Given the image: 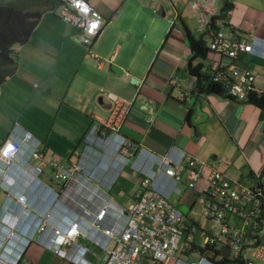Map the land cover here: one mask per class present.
<instances>
[{
    "label": "crops",
    "instance_id": "1",
    "mask_svg": "<svg viewBox=\"0 0 264 264\" xmlns=\"http://www.w3.org/2000/svg\"><path fill=\"white\" fill-rule=\"evenodd\" d=\"M87 1L103 17L101 31L90 46H84L79 30L55 12L61 1L53 0L39 6L40 18L27 40L13 45L11 72L0 83V144L14 124L29 131L40 143L43 172L37 177L42 186L55 190L63 186L51 180L50 163L68 166L76 161L75 151L82 150L88 129L101 127L108 119L109 102L101 97L103 91L114 94L127 108L120 133L132 151L184 152L245 183L261 174L264 117L260 109L226 95L196 91L197 79L188 72L191 50L183 28L207 43L210 35L188 13L187 0ZM226 2L232 8L223 14ZM213 17L226 33L242 36L254 31L264 38L261 0H216ZM220 59L208 49L203 59L193 63L201 62L209 75ZM236 64L249 68L254 84L264 91V59L246 53ZM258 76L263 79L258 81ZM40 159L30 163L36 165ZM112 159L100 148L88 153V167L94 169L96 179H87L86 185L101 195L83 199L86 210L104 195L121 207L132 201L140 176L128 167L116 175ZM207 172L202 170L194 189L182 184L184 196H173L172 201L192 204ZM40 183L34 181L28 195L31 214L45 207L42 196L47 190ZM8 206L15 213L4 224L27 233L32 228L29 212L22 214L23 209L10 204L0 188V215ZM78 242L90 246L82 238ZM90 250L95 254L88 255L91 264H101L102 253L95 247ZM19 264L72 263L33 243Z\"/></svg>",
    "mask_w": 264,
    "mask_h": 264
},
{
    "label": "built area",
    "instance_id": "2",
    "mask_svg": "<svg viewBox=\"0 0 264 264\" xmlns=\"http://www.w3.org/2000/svg\"><path fill=\"white\" fill-rule=\"evenodd\" d=\"M60 1L61 7L55 12L79 30V41L84 46H90L101 31L102 15L87 0ZM215 3L216 0L186 3L188 13L210 35L208 49L221 58L209 72L210 81L223 85L225 93L239 101L246 100L250 92L264 93L254 84L255 75L250 69L236 64L246 53L264 59V38L257 37L254 31L234 36L220 27L213 28ZM101 97L109 102L108 119L101 127L92 125L88 129L82 150L75 151L76 161L68 166L50 163L51 180L63 186L58 190L47 187L48 192L40 195L45 207L33 214L27 209L31 206L28 195L32 183H38L37 176L43 172L40 143L29 131L14 124L0 144V188L10 204L23 209L22 214L29 212L32 219V228L22 232V238L10 223L4 224L15 209H3L0 264H19L33 243L72 264H91L88 255H95L91 247L102 253V264H220L216 262L220 258L228 260V264H264V172L245 183L215 167L208 168L202 160L184 152L168 150L157 154L143 148L132 151L128 139L120 133L126 106L112 93L103 91ZM117 138H121V146L112 143ZM98 148L117 159H112L116 175L128 167L140 176L139 186L126 207L108 195L92 202L88 210L82 203L83 199L101 195L86 185L87 179H96L94 169L88 167V153ZM31 159L40 161L33 165ZM205 168V185L196 193V201L202 205V220H197L183 214L172 197L184 196L182 184L194 189ZM86 192L89 197L84 195ZM78 195L80 199H76ZM80 238L91 247L79 243ZM5 244L12 247L6 250L8 254L3 252Z\"/></svg>",
    "mask_w": 264,
    "mask_h": 264
},
{
    "label": "trees",
    "instance_id": "3",
    "mask_svg": "<svg viewBox=\"0 0 264 264\" xmlns=\"http://www.w3.org/2000/svg\"><path fill=\"white\" fill-rule=\"evenodd\" d=\"M48 3H53V0H0V83L11 72L13 45L27 40L40 18L41 11L39 6L47 5ZM231 8L232 3L226 2L222 7L223 14ZM214 19L215 17H211V26L218 28L219 25H216ZM183 31L191 50L188 72L197 79L196 91L202 94H220L230 97L225 93L223 85L210 81L209 75L202 71L204 66L201 62L193 63L196 59H203L207 54L208 47L205 38L201 36L195 37L186 27L183 28ZM243 102L257 106L260 109L261 117H264L263 92L259 94L250 92ZM263 172L264 168L261 173ZM216 262L228 264V260L221 258L217 259Z\"/></svg>",
    "mask_w": 264,
    "mask_h": 264
},
{
    "label": "rangeland",
    "instance_id": "4",
    "mask_svg": "<svg viewBox=\"0 0 264 264\" xmlns=\"http://www.w3.org/2000/svg\"><path fill=\"white\" fill-rule=\"evenodd\" d=\"M258 81H261L263 79L262 76H258L257 77ZM261 86V82L260 85ZM196 197L197 195H195L194 197V201L193 203L189 206L188 204L184 202H176V199H173L176 202V206L177 208L183 213V214H189L190 216L196 218L197 220H202L201 215H200V210L202 208V205H200L197 201H196Z\"/></svg>",
    "mask_w": 264,
    "mask_h": 264
},
{
    "label": "clouds",
    "instance_id": "5",
    "mask_svg": "<svg viewBox=\"0 0 264 264\" xmlns=\"http://www.w3.org/2000/svg\"><path fill=\"white\" fill-rule=\"evenodd\" d=\"M112 143L114 144V146H115V145L121 146V145H122L121 138H117L116 141H115V140H112ZM114 160L117 161V159H114ZM118 163H119V162H118ZM38 183H40V181H39ZM39 185H41V183H40ZM41 186H42V185H41ZM42 188L44 189V191H45L46 189H48L47 187H44V186H42ZM18 234H19L20 237L24 238V234H23L22 232H20V233H18ZM11 249H12V247H11L9 244H5L4 249H3V252L6 253V254H8V253L6 252V250H11ZM14 251H16V250H14ZM9 255H10V254H9ZM10 257H11L12 259H15V256H13V255H10ZM17 260H18V259H17Z\"/></svg>",
    "mask_w": 264,
    "mask_h": 264
},
{
    "label": "water",
    "instance_id": "6",
    "mask_svg": "<svg viewBox=\"0 0 264 264\" xmlns=\"http://www.w3.org/2000/svg\"><path fill=\"white\" fill-rule=\"evenodd\" d=\"M57 1H60V0H57ZM114 70H115V67H112ZM103 263V261L101 262V264Z\"/></svg>",
    "mask_w": 264,
    "mask_h": 264
}]
</instances>
